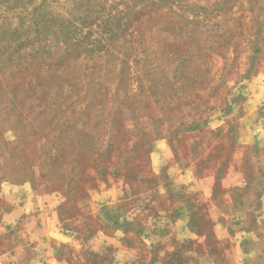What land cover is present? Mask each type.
<instances>
[{"label": "rangeland", "instance_id": "1", "mask_svg": "<svg viewBox=\"0 0 264 264\" xmlns=\"http://www.w3.org/2000/svg\"><path fill=\"white\" fill-rule=\"evenodd\" d=\"M13 241L264 264V0H0V256Z\"/></svg>", "mask_w": 264, "mask_h": 264}, {"label": "crops", "instance_id": "2", "mask_svg": "<svg viewBox=\"0 0 264 264\" xmlns=\"http://www.w3.org/2000/svg\"><path fill=\"white\" fill-rule=\"evenodd\" d=\"M63 242L69 241H13L14 248L1 254L0 264H70L57 249Z\"/></svg>", "mask_w": 264, "mask_h": 264}]
</instances>
